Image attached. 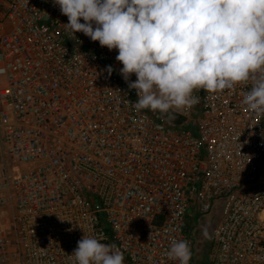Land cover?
Listing matches in <instances>:
<instances>
[{
	"label": "built area",
	"instance_id": "built-area-1",
	"mask_svg": "<svg viewBox=\"0 0 264 264\" xmlns=\"http://www.w3.org/2000/svg\"><path fill=\"white\" fill-rule=\"evenodd\" d=\"M67 22L53 0H0V264H72L83 231L124 264H178L166 253L173 238L192 251L188 212L215 209L206 264H264V118L241 104L250 85L195 91L171 121L137 112L118 52Z\"/></svg>",
	"mask_w": 264,
	"mask_h": 264
},
{
	"label": "clouds",
	"instance_id": "clouds-1",
	"mask_svg": "<svg viewBox=\"0 0 264 264\" xmlns=\"http://www.w3.org/2000/svg\"><path fill=\"white\" fill-rule=\"evenodd\" d=\"M53 4L67 17L63 25L72 38L80 32L118 52L115 59L123 65L119 73L136 92L137 112L150 110L171 121L199 102L195 91L214 94L243 83L250 90L241 104L264 118V0H53ZM106 71L111 75L112 66ZM203 235L209 238L207 230ZM102 239L83 231L68 255L72 264H124L123 252ZM166 255L178 264H189V242L173 238Z\"/></svg>",
	"mask_w": 264,
	"mask_h": 264
},
{
	"label": "rangeland",
	"instance_id": "rangeland-1",
	"mask_svg": "<svg viewBox=\"0 0 264 264\" xmlns=\"http://www.w3.org/2000/svg\"><path fill=\"white\" fill-rule=\"evenodd\" d=\"M262 176H264V165H262ZM220 219V211L213 210L211 216L205 219L198 218V214L192 210L187 216V232L193 237L194 246L192 249V259L194 264H206V254L208 244L206 242L204 231H209L210 228Z\"/></svg>",
	"mask_w": 264,
	"mask_h": 264
}]
</instances>
